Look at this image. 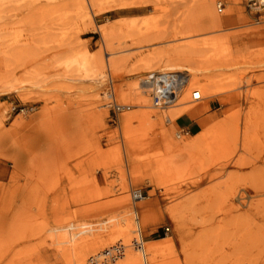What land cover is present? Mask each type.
Wrapping results in <instances>:
<instances>
[{
  "label": "rangeland",
  "instance_id": "374dc122",
  "mask_svg": "<svg viewBox=\"0 0 264 264\" xmlns=\"http://www.w3.org/2000/svg\"><path fill=\"white\" fill-rule=\"evenodd\" d=\"M113 1L99 0L87 7L84 20L76 15L77 0H0V264L8 263L5 254L10 249L13 264H64L55 249L72 237L74 242L106 239L86 259L115 243L123 247L122 255L126 250L136 251L135 232L127 239L117 236L119 223L126 221L120 201L127 196L131 201V189H141L146 195L143 201L153 208L143 239L167 238L157 264H201L199 242L204 232V252L210 264H264V7L250 9V0H212L213 14L224 22L190 39L225 37L223 47L203 53L207 68L211 67L207 56L215 57L213 70L207 74L214 76L211 90L222 92L198 102H205L203 115L213 121L236 122L226 124L230 135L223 143L210 140L202 152L191 148L173 156L170 167L155 178L152 164L168 155L164 142L155 128L139 137V142L147 144L140 142L135 154H129L127 143L132 134H139L143 108L121 107L126 101L121 94L147 72L162 69L155 65L137 75L131 66L146 61L165 42L187 41H179L182 33L178 31L183 29L174 26L202 0H137L134 6L116 9L110 7ZM103 25L121 27L106 41L113 47L119 43L125 51L106 54L105 35L97 29ZM157 29L163 31L159 41L136 47L142 32L152 31L153 36ZM84 54L102 62L105 56L129 60L126 67L95 70L83 67ZM219 69L225 73H217ZM192 81L190 86L196 88L205 82ZM140 84L138 90L143 91ZM148 98L162 126L170 127L177 138V129L163 121L168 111L154 108L149 94ZM183 100L185 96L178 102ZM112 103L119 107L116 119L109 110ZM124 114L129 115L126 131ZM181 134L192 142L196 133ZM221 177L226 181L223 184ZM52 206L58 218H53ZM59 217L61 226L57 225ZM202 220H206L204 226ZM55 225L64 231L54 230ZM63 232L68 237L61 241ZM19 249L23 251L18 254Z\"/></svg>",
  "mask_w": 264,
  "mask_h": 264
},
{
  "label": "bare ground",
  "instance_id": "6f19581e",
  "mask_svg": "<svg viewBox=\"0 0 264 264\" xmlns=\"http://www.w3.org/2000/svg\"><path fill=\"white\" fill-rule=\"evenodd\" d=\"M98 1L99 0H77V4L80 3L79 6L77 7V11H76L77 17H79L80 19L83 18L85 20L88 17V11H85V9L87 7L91 8L92 6L96 5L98 3ZM211 2H212V0H202L200 2V4L198 6H196L197 9H194L193 7H191L190 9L187 10V13H186L185 17H183L184 19L179 21V23L174 26V29H178L179 27H180V29H183L182 31H178L179 34L182 33V36L179 37V41L180 40H182V41L183 40H187V41L180 42L179 44L175 43L173 45H171L170 43L174 42L175 40H171V41L165 42L166 45L164 47L157 48V49H154L153 51H151L149 53L148 57L146 59H144L146 61L143 60L144 62H138L135 65L130 67V70L133 73L137 74V75H139L138 73L142 69H149V68L154 67L155 65L157 67L161 66L162 69L160 68V70H172V71L173 70H175V71H183L184 70V71L188 72V76H189L188 84L184 88V90L182 91V93L180 95V99H182V97L185 96L186 100L178 102L180 100L179 99L176 103H174L169 108H167L165 110H162V111H166V113L168 111V114H167V116H164L163 121H164L165 117H169L168 118L169 119V125L173 129H175V130L177 129V131L175 132V135H176L177 138L174 139V137L172 135L173 133L170 130V127H168V126L163 127L162 124H161L162 122L160 123V121L162 119H160V117L156 114L155 111L150 109L151 104H150V100L148 98L149 88H148V84H146L144 82V79H142V77L139 79V83H141L140 85L144 87L143 88L144 92L138 90V86L137 85L139 83L137 81V82L134 83V85H133V87H131V89L125 90L121 94L122 97L124 98V100L126 99V101L123 104H121V107L122 106L126 107V106H130V105H137V106H140L141 108H143L142 112H140V117H138V119L140 121V123H139V125H140L139 134L138 135L137 134H135V135L132 134L131 135L132 138H130L128 140V143H127L129 154L130 155H134L135 154L137 147L139 146L140 142H142L141 140L139 142V137L140 136H144L143 133H147L150 130H154L155 128H158L157 134L162 138V140L164 142V147H165L164 149H165V151L167 152L168 155L165 156V157H162L159 160V162H158V159H157V161H154V164H152V166H151L152 172L151 173H152L153 177H155V178H158V175L160 173L164 172V170H166L167 168L170 167V165L172 163V160H173L172 159L173 156H175L177 154L181 155L184 151H190L191 148H193L194 152L196 150H200L201 148L203 149V146L207 145L210 140H214L216 143H220V142L223 143L226 140V138L228 136V133L230 135V132H227V130H229L230 127L227 128V130H226V126H227L226 124L228 122L230 123L231 121H233V119L231 121H228L227 123H226V121H221V120L217 121V119H216V121H213L210 118V116L203 115L204 112H205V109H206L205 102H198V101H201V100H203V99H205L207 97H210L212 95H216V94L222 92L220 89H218L216 91L211 90V86L214 84L215 81L213 79L214 76L211 75L212 77H210L208 74L210 73L211 70H213V69H210V68L212 66L214 67V63H213L212 60H214L215 57L207 56L209 62L211 61L210 64H209V66L211 65V67L207 68V65H208L207 62L208 61H205L206 60V58H205L206 55H204L203 53H204L205 50L207 51V50H212V49H217L219 47L220 48L223 47L224 43H226V41L224 40L225 37L224 38L214 37V38L203 39V40L201 39L202 41H200V42L197 41V40H191L190 39V38H193V37L201 36V35H199L201 33H197V32L202 31L203 29L219 27L224 22L223 21V17L215 16L213 14L212 7H211ZM136 4H137V0H129V1H127V0H114L112 2V4L110 5V7L113 8V9L114 8L115 9L116 8H125V7H129V6H134ZM219 4H221V3H219ZM172 7H175V5L172 6ZM218 10H219V8H218ZM219 11H222V8ZM154 20H158V19H154ZM129 24H130L129 26L132 25L131 22H129ZM118 28L121 29L120 26L117 27V26H114V25H112V26L111 25H103L102 27L97 26V29L99 31H101L103 33V35H105V40L103 38L102 44L106 48V50L109 51V52H106V54H108V55L109 54L115 55L118 52H122V51L126 50V49H120L119 43H118L117 47H113L112 43H110V41H106V40H109V38L107 37L108 35L110 36V35H113V34H117L119 32ZM151 32L152 31L146 30L145 32L141 33V40L136 43L138 45V46H136L137 48L143 47V45H144L143 43H146V41H151V40L159 41L161 39L162 35H163L162 34L163 33L162 29H157V31H155L156 34H154L153 36H151ZM188 39H190V40H188ZM120 44H121V42H120ZM83 59H84L83 67L94 68L95 70L96 69H104V66L105 67H110V68L126 67V65L128 64V60H129L128 57H113V58H111L109 60L108 56L107 57L105 56V62H102L101 59L99 60V58L93 57V56L89 57L88 54H84ZM216 60H219V58L216 57ZM182 62L188 63L189 64L188 66H190L191 68L190 67L188 68V67H186V65L181 64ZM204 62H206L207 65L204 64ZM220 63L222 64V62L217 61L216 64H220ZM223 63L225 64V62H223ZM224 64H222V66ZM215 66H217V65H215ZM219 66H221V65H218V67ZM226 67H227V65H226ZM215 69H216V67H215ZM221 69H223V68H221ZM221 69L217 70V73H218V71L220 72ZM224 69L226 70V68H224ZM225 70H222V72H220V73H223V71H225ZM207 72H208V74H207ZM217 73H215V77L217 76ZM220 73H219L218 76H220ZM223 74H221V75H223ZM191 80H193L192 82H194V83H200V81H202V80L205 81V82H204V84H200L198 86V88H196V87H191L190 86ZM192 89H195V90L199 91L200 99L198 101H196V102H189L190 91ZM183 114H187L190 118L195 119L197 121L199 127H200V130L195 134V138H194V140L192 142H190L189 140L185 139L182 136L181 129L178 128V126H177V124L175 122L176 118L181 116V115H183ZM122 118L124 120L125 131H126V130H128V121L129 120H127V119L129 118V115L124 114V115H122ZM130 118H131V116H130ZM244 121H246V120H244ZM247 123H249V122H247ZM245 127H246V125H245ZM234 131H236V130L234 129ZM237 135L235 134L234 136H237ZM149 141H151V140L149 139ZM244 141H246V140H244ZM228 142H229V140H228ZM142 143H146V142L143 140ZM247 143H249V142L247 141ZM232 145H234V143H232ZM142 146L144 147V145H142ZM249 146H251V145H249ZM249 146H246V147H249ZM139 148H141V147H139ZM233 148H234V146H233ZM242 148H243V146H242ZM141 149H143V148H141ZM202 149L199 152H202ZM220 149H222V148L220 147ZM212 151H213V149H212ZM244 151L248 152L249 150L245 149ZM175 152H176V154H175ZM217 153H219V152H217ZM200 155L202 156L203 153L200 154ZM200 155L198 156V154H197L198 158L200 157ZM257 155H255V156H257ZM208 156L209 155H207V157ZM207 157L205 158V162H206ZM198 158H195V159H197V161H198L199 160ZM201 158H204V155ZM222 158H224V157H222ZM245 158H248V157L246 156V157H244V159ZM213 159L216 160L217 159L216 156ZM213 159H212V162H214ZM225 160L227 161L226 158H225ZM209 161H211V160L209 159ZM207 162H208V159H207ZM212 162H211V165H212ZM216 162H218V161L216 160ZM242 162H243V160H242ZM219 163H221V162H219ZM199 166H198V169H199ZM209 167L210 166H208V168ZM160 171H162V172H160ZM200 171H199V173H200ZM225 172H227V170ZM228 172L227 173H228V177H229L230 171H228ZM233 172H234V174H236L235 173L236 171H233ZM259 173H261V171ZM261 176H262V174H261ZM226 178H227V176H226ZM229 178H231V177H229ZM229 178L227 180H229ZM220 180L222 181V184H223L224 180L222 179V177H221ZM231 180H233V179H231ZM218 181L219 180L217 179V182ZM220 182L218 184H220ZM224 182H226V181H224ZM233 184H234V182H233ZM204 185H206V184H204ZM202 187H204V186H202ZM210 187H211V185H210ZM216 187H218V186H216ZM210 189H208V191ZM222 189H219V190H222ZM212 190L213 189H211L210 193L212 192ZM224 190L227 192L226 189H224ZM224 190H222V191H224ZM230 190H233V188L229 189L228 191H230ZM222 191H220L221 194H222ZM235 194H237V192ZM222 195H225V194H222ZM243 195H245V194H243ZM128 198L129 197L127 196L125 198H122L121 201H120V203L122 205V207H121V209H122L121 210L122 211V217H125L124 219L126 221H122V222L119 223L120 224L119 227H118L119 228V235H117V236H119V239H122V238H126L127 239V238H129L131 233L135 232V234L137 235V236H135V238L137 237V239L134 240L133 243L135 241H137L139 243V245H137V250L136 251H134V250H126L124 255H121L122 258L119 257L121 259L120 261L111 262V263L108 262L107 264H113V263L114 264H157L156 263V257L158 256V252L160 251V247L166 243L167 238L166 237H162V238H159L158 240H156V239L155 240H144L143 239V237H142L143 233H145V232H147L149 230L150 224L152 222L151 221L152 218H153L152 217L153 216L152 215L153 214L152 213L153 212L152 204H149V202L147 203V202L143 201L144 199L146 201V197H144L143 199H141V200H139V201H137L135 203L132 202V204H130L131 201H129L130 199H128ZM222 198H223V196H222ZM249 200H251V199L249 198ZM218 201H220V200L218 199ZM218 201H216V203H218ZM43 203L42 204L40 203V204L44 205ZM249 203H251V202H249ZM31 205H32V203H31ZM54 206H56V205H54ZM247 206H250V205H247ZM41 207H40V209H45V208H43L44 206L42 208ZM57 207L59 208V206H57ZM52 208L54 209L55 207L52 206L51 210H52ZM132 208H133V217H132V214H131L132 213ZM47 210H48V208H47ZM54 210H52V211L55 212V213H53L54 214L53 218L55 219V217L58 218V216H55L56 215V211H54ZM42 215H44V213ZM60 220H62V219L61 218L58 219L57 225L61 226L62 221H60ZM205 222H206V220H202L201 225L204 226ZM134 224H135L136 228H134ZM55 227H56V225H55ZM67 227L69 228V226H67ZM58 229H60V228H57V227L54 228V230H56V231ZM54 230H53V232H54ZM70 230L71 229H69L68 231L70 232ZM56 231H55V234H58V232L56 233ZM58 231L62 232L64 230H62V231L58 230ZM64 233L67 234V232H63V234ZM66 234L62 235L63 239L61 238V235L59 234V236H60L59 239H61V241H63L65 239L64 237L67 236ZM55 236H57V235H55ZM69 236H72V235L70 234ZM201 236H202V238H200L201 240L199 242V247H200L199 251L201 252V254H200V262H201V264H210L209 261H208V256L206 255V252H204V249H205L206 244H207L206 240L203 239V238H205V232ZM115 238L116 237L111 238V241H115ZM59 239H57V240L59 241ZM74 239H75V237H72L69 240L67 238L66 240L63 241V242L66 243V245L64 244L63 247L55 249V253L58 256V259L59 258L62 259L64 264H88V262H87L88 257L86 259V256L88 255L87 253H90L93 250H96L97 248L102 246V244H105V241H106V239L104 241L98 240V239H94L93 241L89 240L87 242V241H85L83 239L81 241H79V239H78V240H76L74 242ZM108 240H110V239H108ZM54 242H55V240H54ZM58 244H59V242H58ZM134 244L136 245V243H134ZM56 246H57V244H56ZM210 248H212V247H210ZM206 250H208V248ZM22 251H23L22 249H19L17 251V253L18 254H19V252L22 253ZM100 251L101 250H99L98 252H100ZM10 253H11V249L10 250H6V254L5 255H6V257H8V260H9L7 264H13V261H14L13 258L9 257ZM95 253H97V252H95ZM208 253H209V251H208ZM212 254H213V252H212ZM91 255H93V254H91Z\"/></svg>",
  "mask_w": 264,
  "mask_h": 264
},
{
  "label": "built area",
  "instance_id": "2783aa9c",
  "mask_svg": "<svg viewBox=\"0 0 264 264\" xmlns=\"http://www.w3.org/2000/svg\"><path fill=\"white\" fill-rule=\"evenodd\" d=\"M250 9L259 11L264 7V0H250L247 3ZM219 10L221 4L218 5ZM189 76L187 71H175V70H153L149 71L144 76V82L148 84L149 96L154 108L158 110H165L172 106L180 99V95L184 88L187 86ZM111 93V91H110ZM200 99L199 91L192 89L190 91L189 102H196ZM103 107V106H101ZM117 104H110L109 110L112 111L114 118L117 117ZM22 108L20 109V111ZM169 117H165V124H169ZM184 132V129H181ZM146 197L145 193L141 189H131L130 198L132 202H137ZM164 233L167 234L169 228H164ZM136 245H139L135 241ZM123 247L119 243H115L109 248H104L100 252H97L88 257V264H107L108 262H115L122 255Z\"/></svg>",
  "mask_w": 264,
  "mask_h": 264
},
{
  "label": "crops",
  "instance_id": "0c3cea01",
  "mask_svg": "<svg viewBox=\"0 0 264 264\" xmlns=\"http://www.w3.org/2000/svg\"><path fill=\"white\" fill-rule=\"evenodd\" d=\"M184 119L187 121L186 124H181L180 121ZM178 128L184 129V131L195 134L200 130V127L195 119L190 118L187 114H183L176 118L175 120Z\"/></svg>",
  "mask_w": 264,
  "mask_h": 264
},
{
  "label": "trees",
  "instance_id": "16d2710c",
  "mask_svg": "<svg viewBox=\"0 0 264 264\" xmlns=\"http://www.w3.org/2000/svg\"><path fill=\"white\" fill-rule=\"evenodd\" d=\"M159 237H163L162 235H160Z\"/></svg>",
  "mask_w": 264,
  "mask_h": 264
}]
</instances>
